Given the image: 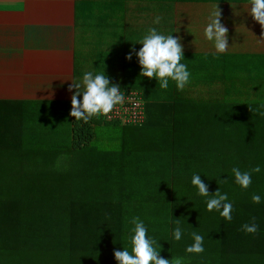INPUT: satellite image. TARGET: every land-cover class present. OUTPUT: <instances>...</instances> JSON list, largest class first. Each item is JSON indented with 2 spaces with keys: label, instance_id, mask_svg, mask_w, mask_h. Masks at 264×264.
Here are the masks:
<instances>
[{
  "label": "trees",
  "instance_id": "obj_1",
  "mask_svg": "<svg viewBox=\"0 0 264 264\" xmlns=\"http://www.w3.org/2000/svg\"><path fill=\"white\" fill-rule=\"evenodd\" d=\"M76 1L87 16L132 0ZM176 1L198 0H158ZM113 54L97 52L94 74L116 84ZM181 63L192 68V77L227 82L222 97L191 98L174 87L155 90L121 77L120 89L141 93L143 124L100 116L85 123L70 115L72 104H52L49 133H41L37 121L31 128L16 122L39 115L31 104L0 101V264H118L116 250L131 252L133 217L144 222L162 258L264 264V56L183 54ZM256 166L261 171L243 189L232 168ZM193 174L201 175L210 195L227 194L231 221L207 210L209 197L192 185ZM253 217L258 232L247 234L241 227ZM177 221L179 241L173 237ZM193 232L204 237L201 254L186 252Z\"/></svg>",
  "mask_w": 264,
  "mask_h": 264
},
{
  "label": "crops",
  "instance_id": "obj_2",
  "mask_svg": "<svg viewBox=\"0 0 264 264\" xmlns=\"http://www.w3.org/2000/svg\"><path fill=\"white\" fill-rule=\"evenodd\" d=\"M77 2L0 0V101L71 104L75 90L68 89L72 80H77L80 28H88L86 23L92 19L96 20L93 28L97 29L92 31L99 32L102 40L97 49L87 48V52L83 49L86 58L80 68L81 77L88 71L94 73L97 52H113L117 55L105 58L103 63L108 59L112 62L113 73L119 77L114 79L116 84L124 83L121 77H130L131 83L127 81V84L149 83L157 90L155 78L140 76L138 57L133 54L131 61L126 59L133 48L139 51L142 47L139 42L151 28L166 36L179 37L186 55L264 56V41H261L264 29L248 14L249 0L176 1L164 5L158 0H132L124 1L115 11L103 5L87 16ZM217 5L221 10V23L228 29L229 49L222 54L216 53L213 43L203 34L208 16ZM157 16L162 17L159 24L154 23ZM188 71L192 74L191 67ZM192 76L186 87L178 90L187 97L220 99L228 85L217 79ZM253 84L251 81L250 85ZM172 87L177 89L175 82L169 80L166 91ZM132 90L140 93L135 88Z\"/></svg>",
  "mask_w": 264,
  "mask_h": 264
},
{
  "label": "clouds",
  "instance_id": "obj_3",
  "mask_svg": "<svg viewBox=\"0 0 264 264\" xmlns=\"http://www.w3.org/2000/svg\"><path fill=\"white\" fill-rule=\"evenodd\" d=\"M247 7L248 14L264 29V0H250ZM161 19L162 17L157 16L154 23L159 24ZM203 34L208 41L213 43L216 53L222 54L229 49L228 29L221 23V10L218 5L214 6L210 12ZM261 41H264V37L261 38ZM139 43L142 44L139 51L137 52L133 48L126 59L131 61L133 54L138 57L141 66L140 76L155 78L161 89H167L171 79L175 82L177 90L182 91L189 83L190 72L187 65L181 63L184 49L180 38L163 35L156 28H151ZM68 90L70 92L75 90L71 97L70 115L75 117L76 121L83 120L85 123L93 117L108 115L117 105L125 102V95L121 93L120 86L111 83L109 77L103 73L85 72L82 80H72ZM260 115H264V113H260ZM231 171L235 182L243 189H247L252 183V174L259 173L261 169L256 166L250 171L242 172L238 167H233ZM191 183L198 188L199 195L209 197L206 201L208 211L216 210L225 220H232L233 204L228 202L227 194H221L217 190L214 195H210L208 186L199 174H193ZM252 202L259 204L261 197L253 194ZM130 223L133 225L130 237L131 252L126 248L116 250L114 257L118 264H182V258L169 260L160 256V251L154 247L157 241L149 238L148 230L139 217H133ZM177 225L173 231V237L179 241L183 232L179 227V221H177ZM241 230L247 234L257 233L258 225L255 222V217L252 218L251 223L243 224ZM192 238L193 243L186 248V252L203 253L205 251L204 237L193 232Z\"/></svg>",
  "mask_w": 264,
  "mask_h": 264
},
{
  "label": "rangeland",
  "instance_id": "obj_4",
  "mask_svg": "<svg viewBox=\"0 0 264 264\" xmlns=\"http://www.w3.org/2000/svg\"><path fill=\"white\" fill-rule=\"evenodd\" d=\"M94 23H96V20L92 19L91 21L86 23L88 28H86V29L85 28L82 29V27L80 28V33L82 34V38L86 42H84L82 40L81 34H80L79 38H78L79 44H78L77 53H76V64H77L76 76H77V80H82L81 74L83 73V71L80 68L83 67V65H82L83 61L86 58V53H83V51L85 50L87 52V48H89V50H91L93 47H94V49H97L99 47V45L101 44L102 36H99V32H97V34H96L95 31H94V33L92 31V30L97 31V29L93 28V27H95ZM99 30H101V28ZM85 31L87 32V35H85ZM94 35H95V37H93ZM86 37H88V38L86 39ZM106 40H109L108 37H106ZM246 60H248V59H246ZM81 97H82V95H81ZM81 97H80V99H81ZM26 106H28V105H26ZM29 107H30V110H32L35 113H38L39 115L38 116L36 115L37 117L36 116L31 117L30 115H27L26 118L24 116V118H23L24 120L19 119L16 122L19 125L21 123L25 122L26 124L29 125V128H31V124L35 125V123L37 121L40 124V127H39L40 132L41 133H49L48 125H46V124L54 123L56 117H54L55 111L53 109L56 106H52V104L51 105L31 104V105H29Z\"/></svg>",
  "mask_w": 264,
  "mask_h": 264
},
{
  "label": "built area",
  "instance_id": "obj_5",
  "mask_svg": "<svg viewBox=\"0 0 264 264\" xmlns=\"http://www.w3.org/2000/svg\"><path fill=\"white\" fill-rule=\"evenodd\" d=\"M125 95V102L117 105L108 115H100L106 122H117L121 125H141L145 120L144 102L135 90L120 89Z\"/></svg>",
  "mask_w": 264,
  "mask_h": 264
}]
</instances>
